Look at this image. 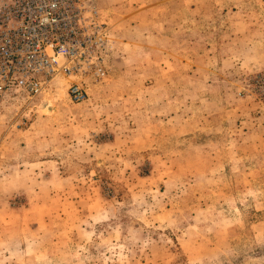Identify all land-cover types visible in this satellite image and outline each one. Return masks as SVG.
<instances>
[{
    "label": "rangeland",
    "instance_id": "374dc122",
    "mask_svg": "<svg viewBox=\"0 0 264 264\" xmlns=\"http://www.w3.org/2000/svg\"><path fill=\"white\" fill-rule=\"evenodd\" d=\"M80 1L0 104V264H264V0Z\"/></svg>",
    "mask_w": 264,
    "mask_h": 264
},
{
    "label": "built area",
    "instance_id": "2783aa9c",
    "mask_svg": "<svg viewBox=\"0 0 264 264\" xmlns=\"http://www.w3.org/2000/svg\"><path fill=\"white\" fill-rule=\"evenodd\" d=\"M80 0H0V104L12 94L36 97L70 62L85 56ZM103 76L102 69L97 70ZM73 102L87 93L72 83Z\"/></svg>",
    "mask_w": 264,
    "mask_h": 264
}]
</instances>
